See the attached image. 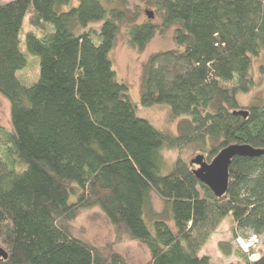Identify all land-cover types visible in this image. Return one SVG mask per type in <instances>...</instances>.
<instances>
[{
  "label": "trees",
  "instance_id": "16d2710c",
  "mask_svg": "<svg viewBox=\"0 0 264 264\" xmlns=\"http://www.w3.org/2000/svg\"><path fill=\"white\" fill-rule=\"evenodd\" d=\"M105 3H0V93L12 123V131L0 125V246L8 253L0 264H126L65 224L94 206L150 250V264H212L200 251L229 216L237 239H262L257 258L240 249L243 262L229 264H264V153L233 158L221 197L181 156L163 173L165 149L193 146L210 160L231 144L264 150V98L247 109L239 103L255 85L253 59L264 54V0L158 1L163 26H177L178 49L148 58L141 104L186 117L178 135L140 117L118 80L110 53L125 13ZM29 13L26 46L40 58L30 85L19 75L28 66L20 33ZM96 23L99 29H88ZM158 28L135 23L132 46L144 50ZM219 246L232 254L229 243Z\"/></svg>",
  "mask_w": 264,
  "mask_h": 264
},
{
  "label": "rangeland",
  "instance_id": "374dc122",
  "mask_svg": "<svg viewBox=\"0 0 264 264\" xmlns=\"http://www.w3.org/2000/svg\"><path fill=\"white\" fill-rule=\"evenodd\" d=\"M10 1L12 0H0V3ZM158 1L105 0V4L108 7L122 9L125 13L124 20L120 22L119 33L110 57L118 80L128 87V96L136 105L138 115L148 119L159 130L171 135H178L179 123L186 117L172 116L170 108L166 105L144 107L141 104L143 71L148 58L159 51L178 49L174 39L177 26L173 25L167 28L163 26V11L160 10ZM68 8L65 6L63 9L66 10ZM147 11L153 13L152 18L148 17ZM29 17L30 13L26 16L20 33V48L27 56L28 66L19 73L22 80L28 85L37 81L40 75V58L30 53L26 46V33L30 29ZM150 21L159 26V28L147 43L144 50L140 51L132 46L129 31L135 23L141 24ZM91 27L99 29L101 23L91 24L88 29ZM42 32L36 30V33L39 35H42ZM262 65H264V54L253 59L251 77L255 82L254 87L250 92L239 95V103L245 109L264 98V76L260 72ZM0 125L12 131L10 102L1 93ZM200 154L205 156V161L209 163L212 161L206 152H202L193 146L183 149L163 150L166 161V168L163 170V173H169L172 164L179 156L188 163H191ZM191 165L193 168L199 166L197 164ZM151 199L154 210L162 212L164 209V201L154 192L151 195ZM147 221L151 223L150 217H147ZM65 224L74 236L96 246L106 256L118 253L125 259L126 264H150V250L141 242L131 238L124 230H120L113 225L98 206L81 209L75 219L69 220ZM170 224L174 226L173 222ZM234 233V220L231 216L226 217L202 247L200 255L209 256L212 264L242 263L243 256L241 255L240 249L245 252L253 251V258H257L260 255V249L262 248L261 238H258V241L253 244L244 245L243 247ZM244 237L249 239L251 235L248 233ZM220 242H227L231 245V255L224 254L219 246Z\"/></svg>",
  "mask_w": 264,
  "mask_h": 264
},
{
  "label": "water",
  "instance_id": "95a60500",
  "mask_svg": "<svg viewBox=\"0 0 264 264\" xmlns=\"http://www.w3.org/2000/svg\"><path fill=\"white\" fill-rule=\"evenodd\" d=\"M149 18L153 17V13L147 11ZM235 114L248 116L249 111L240 110L236 111ZM264 153V150L257 149L249 144H231L223 148L217 156L209 163L205 161V156L200 154L197 155L191 164L199 165L194 168V174L196 177L205 185H207L217 197L223 196L229 187V168L231 162L236 156H258ZM7 251L0 246V259L7 258Z\"/></svg>",
  "mask_w": 264,
  "mask_h": 264
},
{
  "label": "built area",
  "instance_id": "2783aa9c",
  "mask_svg": "<svg viewBox=\"0 0 264 264\" xmlns=\"http://www.w3.org/2000/svg\"><path fill=\"white\" fill-rule=\"evenodd\" d=\"M258 238L259 237L257 235L253 234V235H251V237L249 239L239 238L238 241L244 247V245L253 244L254 242L258 241ZM253 259H255V258H253Z\"/></svg>",
  "mask_w": 264,
  "mask_h": 264
}]
</instances>
